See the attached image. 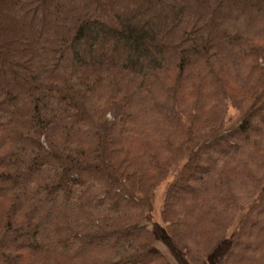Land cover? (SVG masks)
Returning a JSON list of instances; mask_svg holds the SVG:
<instances>
[{
    "label": "trees",
    "instance_id": "16d2710c",
    "mask_svg": "<svg viewBox=\"0 0 264 264\" xmlns=\"http://www.w3.org/2000/svg\"><path fill=\"white\" fill-rule=\"evenodd\" d=\"M169 178L188 264H264V0H0V264H175Z\"/></svg>",
    "mask_w": 264,
    "mask_h": 264
},
{
    "label": "rangeland",
    "instance_id": "374dc122",
    "mask_svg": "<svg viewBox=\"0 0 264 264\" xmlns=\"http://www.w3.org/2000/svg\"><path fill=\"white\" fill-rule=\"evenodd\" d=\"M231 115L234 114V112H230ZM171 181L169 178L167 181L162 183L159 188L155 191L154 198H153V213H152V220H151V226L152 230L155 235V247L158 251H160L162 254H165L167 257L170 255L175 259V264H188V262L184 259L183 255L181 253L175 252L173 250L172 244L165 232L164 226L160 220V208L162 205L164 193L166 190V187L168 183ZM224 244L219 247L207 260L204 264H215V258L218 252H220L223 248ZM168 254V255H167ZM169 258V257H168Z\"/></svg>",
    "mask_w": 264,
    "mask_h": 264
}]
</instances>
